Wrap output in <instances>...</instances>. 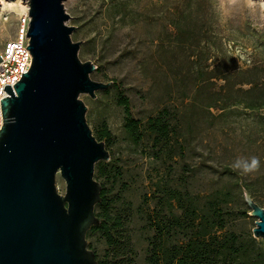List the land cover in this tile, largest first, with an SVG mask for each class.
I'll use <instances>...</instances> for the list:
<instances>
[{
	"label": "rangeland",
	"instance_id": "obj_1",
	"mask_svg": "<svg viewBox=\"0 0 264 264\" xmlns=\"http://www.w3.org/2000/svg\"><path fill=\"white\" fill-rule=\"evenodd\" d=\"M62 4L69 15L65 23L74 26L70 37L80 40L78 57L96 66L90 77L111 82L108 92L97 90L96 97L80 93L79 98L86 105L90 129L106 125L110 132L109 152L120 157L133 207L142 193L152 195L157 174L165 168L124 139V110L116 102L117 89L127 96L131 115L145 119L164 103L179 104L180 72L191 67L190 58L199 56L201 64H210L215 57L223 59V68L256 64V99L264 100V0H62ZM178 11L185 16L179 24L192 29L184 45L176 44L171 24ZM25 12H0V47L18 36ZM232 109L230 116L202 129L187 151L186 161L194 169L188 185L198 194L228 186L236 192L239 208L248 209V214L245 193L264 208V106L251 110L237 104ZM253 160L256 166L246 169ZM178 165L176 161L171 167ZM55 184L63 194L65 181L59 173ZM255 220L249 215L235 226L252 229ZM141 224L134 216L123 237L129 241L124 244L127 248L132 244L136 248L135 264H141L145 247ZM96 239L100 257L107 246Z\"/></svg>",
	"mask_w": 264,
	"mask_h": 264
},
{
	"label": "water",
	"instance_id": "obj_2",
	"mask_svg": "<svg viewBox=\"0 0 264 264\" xmlns=\"http://www.w3.org/2000/svg\"><path fill=\"white\" fill-rule=\"evenodd\" d=\"M32 61L0 98V264H97L86 232L99 222L101 185L93 176L109 150L85 118L80 93L109 87L90 77L96 68L77 55L74 26L62 0H25ZM65 181L57 191L56 175ZM251 231L264 238V208L247 193Z\"/></svg>",
	"mask_w": 264,
	"mask_h": 264
},
{
	"label": "trees",
	"instance_id": "obj_3",
	"mask_svg": "<svg viewBox=\"0 0 264 264\" xmlns=\"http://www.w3.org/2000/svg\"><path fill=\"white\" fill-rule=\"evenodd\" d=\"M181 17L185 20L178 11L171 24L176 44L184 45L192 29L179 24ZM214 58L210 64L205 60L201 64L199 56L190 58V66L196 65L180 72L179 104L164 103L145 119L133 117L127 96L115 91L124 110V139L165 170L157 174L152 195L142 193L133 207L120 157L109 152L108 161L95 163L93 176L101 185V199L94 207L99 222L87 230L86 239L90 238L88 247L97 264H135L136 248L133 244L127 248L129 241L123 240L125 226L134 216L145 231L141 264H264V240L254 237L251 229L235 226L249 217L248 209L239 208L236 192L223 186L198 194L188 185L194 169L186 161L187 151L201 130L230 116L237 104L251 110L264 106V100L256 99V64L223 68V59ZM92 133L109 150L113 141L106 125ZM176 161L177 169L171 167ZM96 237L107 246L100 257Z\"/></svg>",
	"mask_w": 264,
	"mask_h": 264
},
{
	"label": "built area",
	"instance_id": "obj_4",
	"mask_svg": "<svg viewBox=\"0 0 264 264\" xmlns=\"http://www.w3.org/2000/svg\"><path fill=\"white\" fill-rule=\"evenodd\" d=\"M30 17L28 10L22 15L19 22L18 36L7 41L0 47V98L5 97L8 93L3 89L4 83H9L13 88L21 76L30 67L32 55L28 47L29 39L26 35ZM2 124V113L0 105V127Z\"/></svg>",
	"mask_w": 264,
	"mask_h": 264
},
{
	"label": "bare ground",
	"instance_id": "obj_5",
	"mask_svg": "<svg viewBox=\"0 0 264 264\" xmlns=\"http://www.w3.org/2000/svg\"><path fill=\"white\" fill-rule=\"evenodd\" d=\"M28 4L22 0H0V12L4 9L8 10H28Z\"/></svg>",
	"mask_w": 264,
	"mask_h": 264
},
{
	"label": "clouds",
	"instance_id": "obj_6",
	"mask_svg": "<svg viewBox=\"0 0 264 264\" xmlns=\"http://www.w3.org/2000/svg\"><path fill=\"white\" fill-rule=\"evenodd\" d=\"M256 164H257V162H256L255 160H253V162H252V164H251L250 166L247 165V166H245V167H246V169H248V168H251V167H255Z\"/></svg>",
	"mask_w": 264,
	"mask_h": 264
}]
</instances>
